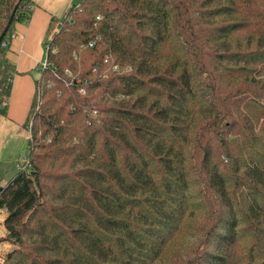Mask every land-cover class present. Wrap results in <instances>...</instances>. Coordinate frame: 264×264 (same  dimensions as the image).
Instances as JSON below:
<instances>
[{"label": "trees", "instance_id": "trees-1", "mask_svg": "<svg viewBox=\"0 0 264 264\" xmlns=\"http://www.w3.org/2000/svg\"><path fill=\"white\" fill-rule=\"evenodd\" d=\"M33 2L0 0V106ZM47 38L0 264H264V0H81Z\"/></svg>", "mask_w": 264, "mask_h": 264}, {"label": "crops", "instance_id": "crops-1", "mask_svg": "<svg viewBox=\"0 0 264 264\" xmlns=\"http://www.w3.org/2000/svg\"><path fill=\"white\" fill-rule=\"evenodd\" d=\"M33 1L34 7L29 20L14 24L12 32L15 38L11 39L7 50V58L14 65L15 71L11 79L9 98L0 106V169L2 170L9 161L19 160L28 143L29 132L24 125L33 102L36 82L41 74L40 65L45 55L49 24L52 17L62 16L60 13L66 11L72 0ZM3 235L5 229L0 237Z\"/></svg>", "mask_w": 264, "mask_h": 264}, {"label": "rangeland", "instance_id": "rangeland-1", "mask_svg": "<svg viewBox=\"0 0 264 264\" xmlns=\"http://www.w3.org/2000/svg\"><path fill=\"white\" fill-rule=\"evenodd\" d=\"M81 0H72L67 9L68 10L70 7H72L74 4H78L80 3ZM63 12L60 13L63 14ZM60 15H57V16H60ZM56 24H54L55 26ZM50 33L53 34L54 33V30H50ZM48 37V35H47ZM48 39V38H47ZM40 94V93H39ZM38 98H40V96L37 95V99L35 100V110H39L38 107L40 106V102L38 103ZM37 107V109H36ZM32 115V113H31ZM31 116H30V119L29 121L27 122V125H26V129H31L32 131V128H33V125H34V121L31 122ZM28 143L26 144V147H25V150L22 152V155L20 156L19 160L16 161L14 160L13 162L12 161H9V164L6 165L3 170L0 169V172H2V175L0 176V187H3L7 182H9L10 178H12V176H14L18 170L20 169L19 168V165H21L22 161L26 159V157L28 156ZM5 216V211L4 210H0V235L1 234H4V227L2 225V221H3V218ZM226 244L225 243H221L220 245V250H222L223 252H227V249H226ZM8 249V245L7 244H0V254H4ZM2 260V258L0 257V261Z\"/></svg>", "mask_w": 264, "mask_h": 264}, {"label": "built area", "instance_id": "built-area-1", "mask_svg": "<svg viewBox=\"0 0 264 264\" xmlns=\"http://www.w3.org/2000/svg\"><path fill=\"white\" fill-rule=\"evenodd\" d=\"M13 38H15V34L12 32L11 34H10V39H13ZM93 44V42H91L90 43V45H92ZM2 46L3 47H7L8 46V41H4V42H2ZM48 48V45H47V43L45 44V51H46V49ZM48 65V61H47V57H46V55H44V57H43V60H42V63H41V65H40V69L42 70V69H44L46 66ZM29 166V161H28V159L26 158L25 160H23L22 161V163H21V165H19V170H23V169H26L27 167Z\"/></svg>", "mask_w": 264, "mask_h": 264}, {"label": "water", "instance_id": "water-1", "mask_svg": "<svg viewBox=\"0 0 264 264\" xmlns=\"http://www.w3.org/2000/svg\"><path fill=\"white\" fill-rule=\"evenodd\" d=\"M13 14H14V12H12V14H11V16H10V18H9V23H10V21H11L12 18H13ZM5 31H6V29L3 31L2 35L0 36V39H1L2 36L4 35Z\"/></svg>", "mask_w": 264, "mask_h": 264}]
</instances>
